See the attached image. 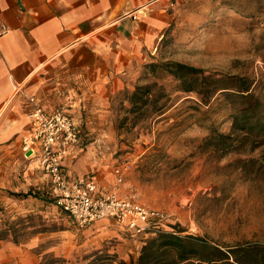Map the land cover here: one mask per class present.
I'll list each match as a JSON object with an SVG mask.
<instances>
[{"label":"rangeland","instance_id":"obj_1","mask_svg":"<svg viewBox=\"0 0 264 264\" xmlns=\"http://www.w3.org/2000/svg\"><path fill=\"white\" fill-rule=\"evenodd\" d=\"M167 8L169 25L135 86L157 81L172 107L132 129L122 122L132 90L116 94L103 116L95 115L90 103L89 113L77 117L90 133L83 152L86 169L99 171L105 189L115 190L114 168L126 165L120 196L166 211L164 231L184 230L181 234L224 247L264 243V146L226 156L206 148L201 142L212 127L232 131V103L217 93L203 105L196 93L180 90L163 67L154 72L149 67L177 61L208 73L263 77L264 0H170ZM17 150H0V226L11 224L16 231L0 240V264H87L107 255L116 259L113 264L137 259L142 236L132 237L107 221L78 225L45 192L40 173L38 182L25 188V161ZM7 167L10 186L3 179Z\"/></svg>","mask_w":264,"mask_h":264},{"label":"crops","instance_id":"obj_2","mask_svg":"<svg viewBox=\"0 0 264 264\" xmlns=\"http://www.w3.org/2000/svg\"><path fill=\"white\" fill-rule=\"evenodd\" d=\"M169 2L0 0V22L8 27L0 35V150L7 154L14 148L22 154L33 107L27 95L34 96L47 110L65 109L79 123L82 141L64 162L66 174L92 177L103 192H113L105 189L99 171L86 169L83 152L90 133L77 117L89 113L90 103L95 115L103 116L116 94L135 88L140 68L169 25ZM23 159L25 188L37 183L40 173L47 190L38 163ZM10 169L3 174L8 186ZM99 221L120 229L110 219Z\"/></svg>","mask_w":264,"mask_h":264},{"label":"trees","instance_id":"obj_3","mask_svg":"<svg viewBox=\"0 0 264 264\" xmlns=\"http://www.w3.org/2000/svg\"><path fill=\"white\" fill-rule=\"evenodd\" d=\"M149 67L153 72L163 67L179 83L180 90L196 93L203 105H209L217 93L232 103V131L223 133L212 127L201 142L206 148L226 156L231 152L251 154L264 146V76L257 79L208 73L203 68L177 61L152 63ZM125 100L129 107L122 122H130L132 129L141 121L163 115L173 105L170 94L157 81L136 85L126 93ZM262 160L264 162V154ZM45 192L51 195L48 190ZM183 231L163 230L145 238L136 260H120L117 264H264V243H236L224 247L200 235H183ZM13 234L16 235L13 225L0 226V240ZM14 241L19 242L18 239ZM114 262L116 259L107 255L87 264ZM45 264L64 263L50 261Z\"/></svg>","mask_w":264,"mask_h":264},{"label":"built area","instance_id":"obj_4","mask_svg":"<svg viewBox=\"0 0 264 264\" xmlns=\"http://www.w3.org/2000/svg\"><path fill=\"white\" fill-rule=\"evenodd\" d=\"M7 31V25L0 22V35ZM27 97L33 107L29 130L22 136V154L26 160L36 161L47 176L48 191L57 206L80 226L110 219L123 231L144 239L165 229L169 219L166 211L116 192L123 182L126 165L115 169L117 183L113 192H103L92 177L67 175L64 162L82 141L79 123L67 110H47L34 96Z\"/></svg>","mask_w":264,"mask_h":264}]
</instances>
